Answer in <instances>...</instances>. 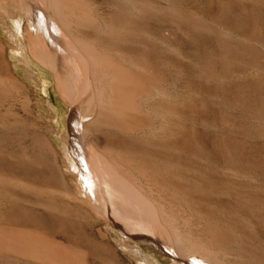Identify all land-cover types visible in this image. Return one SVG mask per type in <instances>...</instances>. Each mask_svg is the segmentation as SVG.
I'll use <instances>...</instances> for the list:
<instances>
[{
  "label": "rangeland",
  "instance_id": "obj_1",
  "mask_svg": "<svg viewBox=\"0 0 264 264\" xmlns=\"http://www.w3.org/2000/svg\"><path fill=\"white\" fill-rule=\"evenodd\" d=\"M63 1L60 15L84 47L130 78L137 72L164 84V93L142 98L143 113L117 112L118 83L100 87V112H115L110 117L134 131L96 120L87 139L143 187L168 233L182 236L185 253L198 251L213 264H264V0ZM17 14L0 1V82L12 95L0 97V229L34 249L0 248V264H55L53 248L81 264H137L130 255L137 250L159 264H185L171 248L159 252L65 196L67 187L80 197L65 142L73 138L71 107L50 72L10 48L7 17Z\"/></svg>",
  "mask_w": 264,
  "mask_h": 264
},
{
  "label": "bare ground",
  "instance_id": "obj_2",
  "mask_svg": "<svg viewBox=\"0 0 264 264\" xmlns=\"http://www.w3.org/2000/svg\"><path fill=\"white\" fill-rule=\"evenodd\" d=\"M0 1H3L5 5H11V4L16 5V8L18 10L17 15L7 17L8 19L7 37L9 41H11L16 45V47L12 46L10 48L13 51L18 52V54L19 52L24 53L25 55H27V58H29L34 64H36L43 70L50 72L52 77L54 78L55 89L57 94L59 95L60 99L65 105L71 107V116L69 122L72 124L71 125L72 129L69 130V135L73 138L71 139V141L65 139V142L69 143L70 147L72 148L70 153L76 159V164L70 162V166L73 168V170L75 171L77 170V172L74 174L70 173V175L74 176L75 180L79 178L78 185H76L75 190L80 197H78L72 190L68 189L67 187L64 192L65 196L69 200L83 206L84 209L88 210L90 214L94 215V217L98 216V218L102 219L101 215H103L114 227L119 228L123 232L130 233V235H132L134 239H139L148 244L150 243L151 246L154 245L159 252H163L161 245H163L165 248L166 246L171 248L176 255L179 254L180 256H182L180 259H182L185 262V264L187 263L213 264L210 260L211 258L209 259L205 255L199 254L198 251L192 252L189 250L188 252L185 253L183 251V245L181 243V240L179 239L182 236L178 238L176 235L168 233L169 231L166 229V227L164 226V224L160 219V212H161L160 208H158L156 203L143 192L142 189L143 187L140 188L141 185L138 186L137 185L138 183H136L133 179L125 175L120 170L119 167L121 166V164L119 163L120 165L118 166L117 164L118 162L116 163V161L112 159L113 156L110 157L111 153L108 154L107 152H105L106 150L105 151L101 150L100 148H98L96 143L87 139V135L89 134L88 130L90 128L89 126L96 120L101 121L100 123H102L105 127L110 126L118 129V131H123V132L134 131V128H131L124 120H117L116 118L114 119L113 117H110L112 115H115V112L113 114H111L112 113L111 112L110 113L111 115L109 114V112L108 113L100 112V109L102 108V104L104 103L102 101L103 99H101L103 95L101 94L100 97V91L103 88L102 87L103 85L107 84L110 81H114L119 84L118 86L116 85L113 87L115 102L118 107L117 112L120 113V112H124L125 110L126 111L138 110L142 112L143 108H145L143 107L145 105L141 103L142 98L146 96L149 97L151 94L156 92H162L164 90L163 82L157 80L154 76L145 75V74L139 75L137 74V72H135L136 75L134 77L130 78L127 74L117 71L119 67L116 66L114 67L112 63L109 62L110 60H107L106 57L104 58L101 57L100 55H97L96 54L97 48L95 51L96 53H94L93 51L89 50L87 47H84L82 41L76 39V37L72 35V33L69 30L70 27H68L67 23L63 20L62 16L60 15L61 11H59V7H60L59 5L62 2H64L63 0L61 3L59 2V0H0ZM120 1L122 2V0ZM63 4L66 5L65 3ZM146 5L144 4V6ZM73 8L75 11L76 10L75 7ZM125 10L128 11V9ZM146 10H150V9L146 8ZM80 11L82 12L81 9ZM90 14H93V12L92 13L90 12L89 15ZM187 14L189 15V13ZM84 15L86 14L84 13ZM91 17L92 15H90V18ZM71 22L69 23L71 24ZM97 22L93 27L97 28L98 30L100 28V25ZM101 28H103V26H101ZM0 49L2 50L3 48L0 47ZM21 55L22 54H20V56ZM26 60L24 62H27ZM107 66H113L114 69L116 70L112 72H107L106 70ZM136 67L137 66H135V68ZM120 84L124 87L120 86ZM126 86L131 87L130 90H127L128 88H125ZM100 87L102 88L100 89ZM9 91H10V87H9ZM9 91H6L3 87V84L0 82V93H1L0 97L2 101L5 99H9V97L12 96ZM164 92L165 90L162 93ZM106 99H104V101ZM108 100L110 99H107V101ZM105 104L106 103H104V105ZM114 109L116 108H113L112 111ZM88 117L91 118L86 121L85 118ZM61 120L62 123H64L63 115H61ZM142 127L140 126L139 129ZM48 133H50V131H48ZM67 151H64L65 152L64 154L66 156H68ZM53 153L59 156V154H57L55 151ZM133 175L134 174H132L131 177H133ZM133 178H137V177H133ZM9 180L11 181L10 178ZM15 181L16 183L17 181L19 182V180H15ZM31 186L29 187L31 188ZM40 191L42 190H39V192ZM76 215L80 216L81 214H76ZM178 231L180 230L178 229ZM27 240L25 241L24 238H20L17 234L9 230L0 229L1 249L20 250V251L25 248L34 249L33 243ZM130 255L136 260V262H138L137 264H159L156 261H152L148 259L146 256H143L138 250L130 251ZM206 255L208 256V254ZM49 258L55 264H81L79 260H74V258L68 252L64 250H60L58 248H53Z\"/></svg>",
  "mask_w": 264,
  "mask_h": 264
},
{
  "label": "water",
  "instance_id": "obj_3",
  "mask_svg": "<svg viewBox=\"0 0 264 264\" xmlns=\"http://www.w3.org/2000/svg\"><path fill=\"white\" fill-rule=\"evenodd\" d=\"M187 263V262H186ZM187 264H189V263H187Z\"/></svg>",
  "mask_w": 264,
  "mask_h": 264
}]
</instances>
